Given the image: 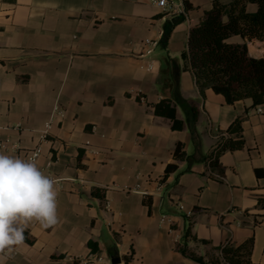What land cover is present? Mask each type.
Wrapping results in <instances>:
<instances>
[{
    "label": "crops",
    "instance_id": "crops-1",
    "mask_svg": "<svg viewBox=\"0 0 264 264\" xmlns=\"http://www.w3.org/2000/svg\"><path fill=\"white\" fill-rule=\"evenodd\" d=\"M176 1L186 19L165 38L177 14L151 0H0V135L10 140L0 153L22 158L13 144L41 146L35 163L55 181L59 217L47 229L30 223L32 241L6 264H101L100 256L105 264L113 256L117 264H202L177 244L205 255L251 237V264H264V104L229 103L211 87L201 93L181 53L213 0H190L200 7L190 10ZM248 47L264 54L262 40ZM166 96L183 129L155 113ZM238 116L245 146L212 168L207 155ZM178 141L185 159L173 155ZM169 163L178 167L165 177ZM93 186L107 188L106 201ZM190 224L209 243L188 239Z\"/></svg>",
    "mask_w": 264,
    "mask_h": 264
},
{
    "label": "trees",
    "instance_id": "trees-1",
    "mask_svg": "<svg viewBox=\"0 0 264 264\" xmlns=\"http://www.w3.org/2000/svg\"><path fill=\"white\" fill-rule=\"evenodd\" d=\"M184 4L186 10L200 8L190 0H184ZM185 19V14L176 15L165 31V38L170 35L173 26ZM235 35L241 36L243 41H233ZM253 39L264 41V0H213L209 7L202 9L197 22L190 29L181 53L183 68L193 72L201 93L211 87L223 94L229 103L251 98L253 106L264 104V54L254 56L250 53L248 41ZM137 98L141 100V94ZM192 107L196 118V107ZM154 108L156 114L171 120L173 129L185 127V120L177 116V104L172 97L161 98ZM242 123L243 117L238 116L222 131L216 146L207 155L212 168L219 166L222 153L245 146ZM173 155L176 159L188 157L184 142H176ZM177 167L178 164L169 163L165 177ZM106 192V187H92V194L102 202L107 199ZM145 202L151 210L152 198L148 197ZM25 236L26 241H32L28 232H25ZM186 237L209 243L207 239L198 238L192 230V224L186 230ZM253 242V237L238 244L228 240L221 245H212L205 255L198 254L187 244L178 243L177 248L202 264H251ZM88 246L90 253L99 251V243L93 238L88 240ZM108 253L113 255L114 252L109 249Z\"/></svg>",
    "mask_w": 264,
    "mask_h": 264
},
{
    "label": "clouds",
    "instance_id": "clouds-1",
    "mask_svg": "<svg viewBox=\"0 0 264 264\" xmlns=\"http://www.w3.org/2000/svg\"><path fill=\"white\" fill-rule=\"evenodd\" d=\"M55 181L34 158L0 153V264L25 244L30 223L47 229L59 223Z\"/></svg>",
    "mask_w": 264,
    "mask_h": 264
},
{
    "label": "built area",
    "instance_id": "built-area-1",
    "mask_svg": "<svg viewBox=\"0 0 264 264\" xmlns=\"http://www.w3.org/2000/svg\"><path fill=\"white\" fill-rule=\"evenodd\" d=\"M151 1L153 3H155L158 7H160L163 11L173 12L174 14H177V15L183 14L180 9H177V6L175 5V2L173 0H151ZM146 41H147V44H149L151 46H155L157 44V42L155 40L147 39ZM144 99H145L144 96L141 95V100H144ZM56 109L58 111V106L55 107L53 115L56 114ZM51 124H52L51 121H49L45 124V126L42 130L44 136H46L47 133L49 132V130L51 128ZM9 141H10L9 139H5V138L1 137V135H0V148L7 147L9 145ZM13 147L20 150L19 153H21V157L23 159L34 158L36 161L41 154V146L30 149L29 151L25 150V148H21L19 143L13 144ZM217 176H220V175L217 174ZM220 177H222V176H220ZM179 207H180V209H184L183 204H179ZM191 214H192L191 211L186 212L187 216H190ZM166 220H169V217L167 215H163L160 219L161 222H165ZM98 259L100 261L103 260V262H101V264L106 263L105 259H103L102 256H100Z\"/></svg>",
    "mask_w": 264,
    "mask_h": 264
},
{
    "label": "water",
    "instance_id": "water-1",
    "mask_svg": "<svg viewBox=\"0 0 264 264\" xmlns=\"http://www.w3.org/2000/svg\"><path fill=\"white\" fill-rule=\"evenodd\" d=\"M111 261L113 264H117V263H120L121 262V258L118 256V257H111Z\"/></svg>",
    "mask_w": 264,
    "mask_h": 264
},
{
    "label": "rangeland",
    "instance_id": "rangeland-1",
    "mask_svg": "<svg viewBox=\"0 0 264 264\" xmlns=\"http://www.w3.org/2000/svg\"><path fill=\"white\" fill-rule=\"evenodd\" d=\"M174 1V0H173ZM176 1V0H175ZM176 3H177V1H176Z\"/></svg>",
    "mask_w": 264,
    "mask_h": 264
}]
</instances>
